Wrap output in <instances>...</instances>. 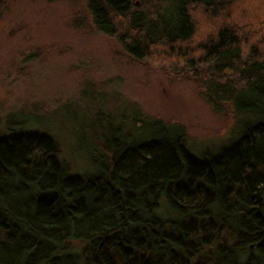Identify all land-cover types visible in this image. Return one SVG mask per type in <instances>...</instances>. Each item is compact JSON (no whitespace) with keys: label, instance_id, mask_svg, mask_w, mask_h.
<instances>
[{"label":"trees","instance_id":"trees-1","mask_svg":"<svg viewBox=\"0 0 264 264\" xmlns=\"http://www.w3.org/2000/svg\"><path fill=\"white\" fill-rule=\"evenodd\" d=\"M84 1L133 60L190 73L236 134L197 158L161 121L145 138L109 128L79 176L11 115L0 264H264V0Z\"/></svg>","mask_w":264,"mask_h":264},{"label":"rangeland","instance_id":"rangeland-1","mask_svg":"<svg viewBox=\"0 0 264 264\" xmlns=\"http://www.w3.org/2000/svg\"><path fill=\"white\" fill-rule=\"evenodd\" d=\"M191 77L133 60L96 29L84 0H0V136L22 114L21 129L54 136L74 174L94 170L109 128L145 138L161 121L197 158L229 144L234 116L215 113Z\"/></svg>","mask_w":264,"mask_h":264}]
</instances>
